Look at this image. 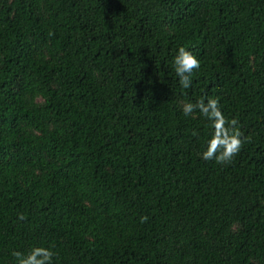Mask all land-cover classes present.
<instances>
[{
	"label": "trees",
	"instance_id": "1",
	"mask_svg": "<svg viewBox=\"0 0 264 264\" xmlns=\"http://www.w3.org/2000/svg\"><path fill=\"white\" fill-rule=\"evenodd\" d=\"M179 45L200 59L182 88ZM218 98L243 141L201 157ZM264 264V0H0V264Z\"/></svg>",
	"mask_w": 264,
	"mask_h": 264
},
{
	"label": "clouds",
	"instance_id": "2",
	"mask_svg": "<svg viewBox=\"0 0 264 264\" xmlns=\"http://www.w3.org/2000/svg\"><path fill=\"white\" fill-rule=\"evenodd\" d=\"M201 61L184 45H179L172 58V67L179 85L188 89L193 84L194 70H199ZM199 110L211 124V132L204 141L201 157L217 163L230 161L240 151L243 143L241 133L236 127L235 119H227L223 114L218 98L201 97L195 102H187L182 106L185 115ZM15 264H54L56 255L51 247L33 245L27 251L13 250Z\"/></svg>",
	"mask_w": 264,
	"mask_h": 264
}]
</instances>
